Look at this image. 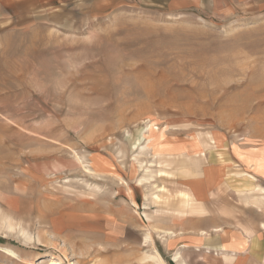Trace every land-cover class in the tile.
Returning a JSON list of instances; mask_svg holds the SVG:
<instances>
[{"label": "rangeland", "instance_id": "1", "mask_svg": "<svg viewBox=\"0 0 264 264\" xmlns=\"http://www.w3.org/2000/svg\"><path fill=\"white\" fill-rule=\"evenodd\" d=\"M9 1L0 0V264H156L153 238L139 243L121 219L188 204L165 185L199 157L182 144L161 150L169 140L247 147L264 170V0L226 12L49 0L25 14ZM162 130L164 147L148 142Z\"/></svg>", "mask_w": 264, "mask_h": 264}, {"label": "crops", "instance_id": "2", "mask_svg": "<svg viewBox=\"0 0 264 264\" xmlns=\"http://www.w3.org/2000/svg\"><path fill=\"white\" fill-rule=\"evenodd\" d=\"M48 1L10 0L8 3L16 5V13L25 14L29 6ZM111 1L112 6L115 5ZM149 1L157 6L167 5L171 10L208 7L226 12L249 2L259 6L263 0ZM107 3L110 4V0ZM169 141L161 150L175 155L178 152L175 148L182 144L183 154L199 157L198 167L190 165L175 170L176 181L165 185L178 196L182 192L189 194L190 200L186 204L174 198L155 211H143L140 219L122 218L125 230L135 233L141 244L144 238L145 243L153 238L150 243L157 254L156 264H264V191L261 189L264 188V170L254 168L250 157L255 154L242 146L234 151L206 148L205 143L197 141ZM194 146L198 153L189 155ZM116 221L109 222L114 231L121 228ZM145 236L150 239L146 240Z\"/></svg>", "mask_w": 264, "mask_h": 264}, {"label": "bare ground", "instance_id": "3", "mask_svg": "<svg viewBox=\"0 0 264 264\" xmlns=\"http://www.w3.org/2000/svg\"><path fill=\"white\" fill-rule=\"evenodd\" d=\"M145 132V131H144ZM148 133V132H147ZM160 136V138L162 139V140H159L157 137H159ZM167 137H166V134H165V132H164V130H162L161 131V133L159 134V135H157L155 138H153V137H150L149 139H148V142L150 143V142H155V144H158V145H160V146H165L166 145V141H167V139H166ZM148 169V168H147ZM133 205L134 206H137V204L136 203H133ZM138 207V206H137ZM150 239V237H146V240H149ZM144 242H146V241H144ZM7 250H9V249H7ZM9 252H11V253H14L13 252V250H9ZM148 256H150V255H147V258H148ZM156 258H157V256H156ZM161 258V257H160ZM161 261V260H160ZM51 264H61L60 262H58V260H52L51 261ZM161 264H163V262H161Z\"/></svg>", "mask_w": 264, "mask_h": 264}]
</instances>
